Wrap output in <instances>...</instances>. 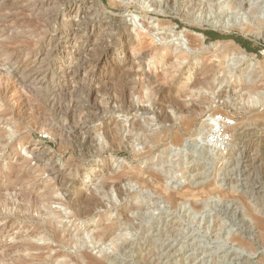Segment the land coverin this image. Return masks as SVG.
<instances>
[{"label": "rangeland", "instance_id": "374dc122", "mask_svg": "<svg viewBox=\"0 0 264 264\" xmlns=\"http://www.w3.org/2000/svg\"><path fill=\"white\" fill-rule=\"evenodd\" d=\"M123 1L0 0V42L10 50V58L0 55V264L29 256L19 252L25 242L49 246L44 260L55 258L51 264H88L84 252L100 264H264V230L258 223L264 220V0ZM148 4L155 6L145 14ZM87 23L82 36L89 51L74 62L75 44L84 41L65 37ZM197 26L245 36L253 51L243 50L244 61L232 50L233 40L207 36L195 51L188 50L182 65L155 55L152 46L145 57L136 51L137 34H148L147 41L151 36L154 47L187 48L185 37L205 35ZM124 40L134 43L130 54L120 50ZM130 55L134 66L128 64ZM124 97L125 112L107 102ZM208 111L232 123L223 159L212 143L194 136ZM190 117L193 123L184 128L182 120ZM134 121L142 130L134 128ZM104 124L107 131L122 127L121 145L99 136ZM154 135L160 140L148 146ZM38 142L41 151L33 155ZM8 174L14 176L7 180ZM49 189L51 208L69 216L61 220L58 234L45 223L24 221L21 211L25 195L42 206ZM93 198L101 205L85 216L95 205ZM4 202L10 210L3 211ZM75 213L83 214L71 218ZM108 226L113 239L97 240L81 251L61 239L64 232L70 238L79 229L97 235ZM38 228L42 235L35 237ZM229 233L231 241L225 243Z\"/></svg>", "mask_w": 264, "mask_h": 264}, {"label": "bare ground", "instance_id": "6f19581e", "mask_svg": "<svg viewBox=\"0 0 264 264\" xmlns=\"http://www.w3.org/2000/svg\"><path fill=\"white\" fill-rule=\"evenodd\" d=\"M123 0H119L118 2H116V0H114V2H113V5H115V4H119V5H121V4H123ZM156 2V1H155ZM242 2H243V0H242ZM100 2H98L97 4H98V7H100L101 5L99 4ZM142 3V2H141ZM151 4V3H150ZM150 4H148L146 7H145V11L146 12H144V10H143V12L145 13V14H149L150 12H152L153 11V9H152V7H154L155 5H150ZM119 5H118V7H119ZM150 5V6H149ZM132 5H130V7H131ZM158 6V5H157ZM238 6V5H237ZM128 7V6H127ZM133 7V6H132ZM97 8V7H96ZM144 8V7H143ZM224 9V8H223ZM223 9H222V11H223ZM157 11V10H156ZM70 13V12H69ZM73 13L71 12V15H72ZM79 14V11H76L75 12V15L77 16ZM74 15V14H73ZM72 15V16H73ZM104 16V15H103ZM147 16V15H146ZM74 17V16H73ZM83 17V16H82ZM55 19V18H54ZM81 20L83 21V18H81ZM56 23V22H55ZM113 23V22H112ZM112 23H111V25H112ZM119 23V22H118ZM64 24V23H63ZM114 24V23H113ZM120 24V23H119ZM122 24V23H121ZM83 25H85V24H83ZM146 25V24H145ZM168 25V24H167ZM88 23L85 25V27H82V25H78V30H74V29H72V30H70L71 31V34H67L66 35V37L65 38H71V41L72 40H83L84 42H83V44L82 45H78V44H75L76 46H75V48H76V51H77V54H76V56L75 57H71V59H73L74 60V62L76 61V60H79V59H82V57H83V55L85 54V52H86V49L88 50L89 48V43H88V39L87 38H85V36H82L83 34H87V30H88ZM113 27V26H112ZM169 27V26H168ZM172 27V26H171ZM175 27V26H174ZM197 27H199V28H201L200 26H197ZM159 28V27H158ZM160 28H161V30H166L167 29V26L165 27V25L164 26H160ZM114 29L115 30H120V28L117 26V24H114ZM122 29H124V28H122ZM81 30V31H80ZM91 30V29H90ZM157 30H159V29H157ZM173 30V29H172ZM69 30H67V31H65V32H63V34H65L66 32H70ZM134 31H136V30H134ZM116 32V31H115ZM133 32V31H132ZM194 31H192V32H190V34H192ZM80 33H81V35H80ZM93 33H95L96 34V31L95 30H93ZM99 33V32H98ZM97 33V34H98ZM128 35H129V37H131L132 36V34L133 33H131V31H130V29H128ZM144 33V32H143ZM150 33V32H149ZM189 33V32H188ZM189 34V35H190ZM196 34V33H195ZM138 35V37L140 38V42H139V45H138V47H136V51H139L141 54H143L142 56H144L145 57V54H147V52L146 51H148V50H150L151 49V46H152V52H154V54L155 55H167V57H168V61H173V60H175V62H176V64H179V65H182V64H184V62L186 61V60H188L187 58H188V56H187V54H188V50H190V51H195V48H197L198 47V43L199 44H202L203 43V38H202V36H200V35H197V39L196 40H190V38L189 37H185L186 38V42H187V48H184L183 46H181V47H177V48H175V49H171L170 48V46H166V47H154V44H155V42L152 40V37L151 36H149L150 37V40H148L147 41V39L145 40V38L147 37V35L148 34H146V35H144V34H137ZM64 36V35H63ZM170 36V35H169ZM128 39V38H127ZM130 39V38H129ZM122 41V40H121ZM149 41H150V43H149ZM20 42V41H19ZM19 42H15L13 45H14V47H15V45L18 43L19 44ZM78 43V42H77ZM21 44V43H20ZM121 44V43H120ZM35 45V44H34ZM91 45V44H90ZM218 45V43H215V44H213V46H217ZM18 46V45H17ZM107 46V45H106ZM122 46V47H121ZM121 48H120V50L121 51H123L125 54L126 53H129L130 54V52H128L129 50H131L133 47H134V43H133V41H129V40H124L123 42H122V44H121ZM27 47V46H26ZM154 47V48H153ZM34 48V47H33ZM93 48V47H92ZM95 49V48H94ZM100 49V48H99ZM101 49H103V48H101ZM9 50V48H7V46H6V44L4 43V42H0V55L1 56H7V55H9V58H10V54H8V52L10 51H8ZM16 51H20L19 49H15ZM170 50V51H169ZM230 50V49H229ZM232 50L233 51H235V52H238V54L239 55H241L245 60L244 61H246V59H247V54L243 51V50H241L239 47H237V46H235V45H233L232 46ZM50 51V50H49ZM89 51V50H88ZM91 51V50H90ZM103 51H105V50H103ZM15 52V51H14ZM11 53V52H10ZM17 53H19V52H17ZM42 53V52H41ZM76 53V52H75ZM43 54V53H42ZM20 55V54H19ZM59 55H60V53H59ZM88 55H90V54H88ZM72 56V55H71ZM92 56V55H91ZM96 56H98V55H96ZM100 56V55H99ZM98 56V57H99ZM28 57V56H27ZM45 57H46V54H45ZM87 57V56H86ZM105 57H107V60H109V57L110 56H108V53H106V55H104V58ZM138 57V56H137ZM62 58V57H61ZM85 58V57H84ZM135 58V57H134ZM134 58H132V56L130 55L129 56V58L127 59L128 60V64H131L132 66H134L135 65V62H136V60L134 59ZM47 59V58H46ZM98 59H100V57L98 58ZM140 59V58H139ZM83 60V59H82ZM106 60V61H107ZM138 60V59H137ZM144 60V59H143ZM143 60H141V61H143ZM26 61V60H25ZM85 61V60H84ZM97 61V60H96ZM145 61V60H144ZM171 61V62H172ZM79 62V61H78ZM138 62H139V60H138ZM92 63V62H91ZM168 63V62H167ZM166 63V64H167ZM170 63V62H169ZM168 63V64H169ZM46 64V63H45ZM79 64H80V62H79ZM82 64V63H81ZM86 64V63H85ZM96 65V64H95ZM40 66V65H39ZM91 66V65H90ZM126 66V65H125ZM86 67V66H85ZM88 67V66H87ZM107 67V66H106ZM110 67V66H109ZM91 68V67H90ZM102 68V67H101ZM129 68V67H128ZM65 69V68H64ZM79 69V68H78ZM103 69V68H102ZM114 69V68H113ZM132 69V68H131ZM61 70V69H60ZM134 70V69H133ZM135 71V70H134ZM3 72V71H2ZM33 72V71H32ZM63 72V71H62ZM137 72V71H136ZM28 73V72H27ZM76 73V72H75ZM115 73V72H114ZM113 74V73H112ZM126 74V73H125ZM153 74V73H152ZM37 75V74H36ZM73 75H75L74 73H73ZM120 75H121V72H120ZM29 76V75H28ZM64 76H67V75H64ZM72 76V75H71ZM20 77V76H19ZM61 77V76H60ZM145 77H146V75H145ZM34 78H35V76H34ZM74 78V77H73ZM72 77L70 78L71 80V82L73 81L72 79H73ZM119 78V77H118ZM153 78V77H152ZM24 79V78H23ZM122 80H124V79H122ZM36 81V80H35ZM21 83V82H20ZM36 83V82H35ZM122 85V84H121ZM124 85V84H123ZM19 87V86H18ZM40 87H41V85H40ZM195 87V86H194ZM25 88V87H24ZM123 88V87H122ZM125 88H126V90L128 89L126 86H125ZM22 89V88H21ZM52 89V88H51ZM61 89V88H60ZM48 90V89H47ZM104 90V89H103ZM102 90V91H103ZM51 91H53V90H51ZM47 92V91H46ZM54 92V91H53ZM57 92V91H56ZM101 92V91H100ZM120 92V91H119ZM124 92H125V90H124ZM129 92V90H127V92H126V94ZM155 92V91H154ZM42 93V92H41ZM53 94V93H52ZM60 94V93H59ZM114 94V93H113ZM122 94V93H121ZM54 96H55V94H53ZM52 95V96H53ZM63 95V94H62ZM103 95H105V94H103ZM58 96V95H57ZM109 96V95H108ZM112 96V95H111ZM121 96V95H120ZM136 96V95H135ZM113 97V96H112ZM115 97V96H114ZM113 97V98H114ZM129 97V96H128ZM53 98V97H52ZM46 99V98H45ZM130 99V98H129ZM52 100V99H51ZM207 100V99H206ZM205 100V101H206ZM107 101V100H106ZM105 101V102H106ZM107 102H110L111 104H114L118 109H120L121 111H123V112H125V111H127V107L129 106L128 105V99L127 98H125L124 97V99H112V98H110V99H108V101ZM134 102V101H133ZM132 102V103H133ZM169 102V101H168ZM165 103V102H164ZM174 103H175V101H174ZM177 103V102H176ZM105 105H107V103H104ZM172 105H173V103H171ZM130 105H131V103H130ZM178 105H180V104H178ZM132 106L133 105H131V108H132ZM136 106V105H135ZM153 106V105H152ZM177 106V105H176ZM154 107V106H153ZM180 107V106H179ZM101 108V107H100ZM105 108V107H104ZM104 108H103V110H104ZM111 108H112V106H111ZM135 108H137V107H135ZM181 109H183L182 107H180ZM195 108V107H194ZM107 109V108H106ZM159 109L161 110V108H159L158 107V111H159ZM178 109V108H177ZM188 109V108H187ZM102 110V109H101ZM100 110V111H101ZM183 110H185V109H183ZM198 110V109H197ZM131 111V110H130ZM129 111V112H130ZM135 111V110H134ZM140 111H141V108H140ZM144 111H145V109H144ZM179 112L181 113V110H179ZM185 112H187V111H185ZM163 113V112H162ZM177 113H178V111H177ZM184 113V112H183ZM198 113V112H197ZM3 114V113H2ZM5 114V113H4ZM98 114V113H97ZM101 114V113H100ZM163 114H165V113H163ZM96 116V115H95ZM183 117V116H182ZM96 118V117H95ZM101 118V117H100ZM168 118V117H167ZM180 118V117H179ZM195 117H190V118H187V119H185V120H182V124H183V127L184 128H189L190 126H191V124L193 123V119H194ZM162 119V118H161ZM160 119V120H161ZM0 120H2V118L0 117ZM96 121V120H95ZM94 121V122H95ZM108 122V121H107ZM135 122V124H134V128L136 129V130H138V131H140V130H142V128H141V125H139V124H137L136 122L137 121H134ZM103 124V123H102ZM217 124V114L215 113V112H210V111H208L207 113H205L202 117H201V123H200V126H199V128H197L195 131H194V136H196L197 138L196 139H199L200 141H202V142H204V143H206V145H207V143L208 144H210L211 145V140L209 139L210 138V135H211V133L213 132V129H214V126ZM182 126V125H181ZM104 130H103V134H100L99 133V136L100 137H102V135L104 136V137H106V139L108 138V141H110L112 144H114V146L116 145L115 143H119V145H121L122 144V141H124L123 139H124V137H125V135H124V132H123V129H122V127L121 126H116V129H110V130H112V132L111 133H109L108 134V132H110V130L109 131H107L108 129H109V127L106 125V124H104ZM58 130V129H57ZM57 130H55L54 129V127H52V128H50V132H52V136L54 135V136H56V134L58 133L57 132ZM73 131V130H72ZM60 132V131H59ZM54 133H56V134H54ZM48 134V133H47ZM254 136H256V135H254ZM57 137V136H56ZM160 138H161V135H154V136H151V137H149V141L147 142L148 144V146L149 145H151V144H153V143H155L156 141H158V140H160ZM2 139V138H1ZM4 139V138H3ZM2 139V140H3ZM168 140V139H167ZM174 140V139H173ZM132 140H128V142L126 143V145H127V147H129L130 145H132V142H131ZM175 141L177 142V143H179V142H181V135L180 134H176L175 135ZM175 141H173V142H175ZM27 144V143H26ZM40 144H42V142H38L37 144H35L36 146H35V148L31 151V153L34 155V154H36L41 148L39 147V145ZM110 144V143H109ZM176 144V143H175ZM215 144V145H214ZM214 144H212L211 146H214V153H216V155L218 156V157H222L223 155H225V153H224V151H225V149H226V147L224 148V149H222L223 148V146H225V143H214ZM4 145V144H3ZM209 145V146H210ZM219 145V146H218ZM118 146V145H117ZM147 146V147H148ZM26 147V145L24 146V148ZM131 148H132V146H131ZM104 148H102V150H103ZM119 149V148H118ZM147 149V148H146ZM107 150V149H106ZM131 150V149H130ZM148 150V149H147ZM41 151V150H40ZM101 151V150H100ZM132 151V150H131ZM249 151V150H248ZM147 152V151H146ZM151 152V151H150ZM43 153V152H42ZM36 155H38V154H36ZM40 155V154H39ZM42 155V154H41ZM143 155H145V153L143 154ZM215 155V156H216ZM137 157H138V154L136 155ZM44 157V156H43ZM141 157V156H140ZM143 157V156H142ZM42 158V157H41ZM141 159V158H140ZM222 159H223V157H222ZM50 163V162H49ZM44 164V163H43ZM39 165V164H38ZM19 168H20V166H19ZM50 168H51V166H50ZM16 169V168H15ZM18 169V168H17ZM16 169V170H17ZM36 169V168H35ZM43 169V168H42ZM47 169V168H46ZM46 169H44V171L46 170ZM51 169H53V168H51ZM8 170V169H7ZM38 170V169H37ZM57 170V169H56ZM143 170V169H142ZM152 170V169H151ZM10 171V170H9ZM11 171H13L12 169H11ZM58 171V170H57ZM145 171V172H144ZM150 172V173H147V172ZM148 171H146V169H144L143 170V172L142 173H146V174H151L150 176H154V175H152V174H155L154 172L155 171H150V170H148ZM14 172V171H13ZM39 172H41V171H39ZM19 173V172H18ZM31 173V172H30ZM94 173V172H93ZM49 174H50V172H49ZM133 174V173H132ZM158 174V173H157ZM134 175V174H133ZM133 175H131V176H133ZM139 175V174H138ZM11 176H14V174H8V178H7V180H10L11 179ZM24 176V175H23ZM160 176V175H159ZM17 177V176H16ZM29 177V176H28ZM134 177V176H133ZM13 178V177H12ZM24 178H26V177H24ZM157 178V177H156ZM155 178V179H156ZM5 179V178H4ZM15 179V178H14ZM27 180L28 179H30V177L29 178H26ZM32 179V178H31ZM59 179V178H58ZM57 179V180H58ZM136 179V178H135ZM135 179H134V182H135ZM139 179V178H138ZM3 180V179H2ZM18 180V179H17ZM21 180H23V179H21ZM20 180V181H21ZM137 180V179H136ZM158 180V179H157ZM13 181V180H12ZM54 181V180H53ZM159 182H160V178H159V180H158ZM59 182V181H58ZM132 182V181H131ZM139 182V181H138ZM21 183V182H20ZM67 183V182H66ZM146 183V182H145ZM19 184V183H18ZM63 184V183H62ZM12 186V185H11ZM7 187V186H6ZM105 187V186H104ZM117 188H118V186H117ZM121 188V187H120ZM160 188L161 189H163V186L161 187L160 186ZM9 189V188H8ZM107 189V188H106ZM110 189V188H109ZM32 190H34V189H32ZM118 190H119V188H118ZM117 190V191H118ZM164 190V189H163ZM13 191V190H12ZM116 191V190H115ZM116 191V192H117ZM161 191V190H160ZM166 190H164V192H165ZM2 192V191H1ZM14 192V191H13ZM12 192V193H13ZM121 192V191H120ZM179 192V191H178ZM19 192H17V194H18ZM22 192L20 191V194H21ZM52 193V190L51 189H49L48 191H47V193H46V195L45 196H43V205L41 206L39 203H37L33 198H31L30 196H27V195H25L24 196V201L23 200H21V201H23V202H26V206H22V209H21V206H20V209H21V211H23V209H24V216H23V220L24 221H28V223L30 222V221H35V222H39V223H45L46 224V226H48L47 228H49V229H51V230H54L55 231V233H57V230H58V225L59 224H61V220L62 219H67L69 216H68V214H65V215H63L62 213H60V212H57V211H55V210H53L52 208H53V206H52V208H51V206H50V200L51 199H49V196H50V194ZM119 192H117V194H118ZM16 194V195H17ZM23 194V193H22ZM176 194V193H175ZM120 195V194H119ZM177 195V194H176ZM178 195H180V194H178ZM20 196V195H19ZM22 196V195H21ZM20 196V197H21ZM42 196V195H41ZM170 196H172V195H170ZM175 196V195H174ZM183 196V195H182ZM17 197H18V195H17ZM19 197V198H20ZM120 197V196H119ZM16 198V197H15ZM19 198H18V200H19ZM168 198V197H167ZM69 199V198H68ZM16 200V199H15ZM87 200V199H86ZM173 199H171V202H173L172 201ZM4 201V200H3ZM7 200H5V202H6ZM89 201H91V200H89ZM93 201H94V203H95V205H93V208L92 209H88L87 211H85L86 213H84V215L85 216H89V215H91V212H93L95 209H97V207H99L101 204H100V202H99V199L98 198H93ZM5 202L3 203V211H8V210H10V208H9V204H5ZM54 202V201H53ZM92 202V201H91ZM142 202V201H141ZM174 202H175V200H174ZM20 204L22 203V202H19ZM18 203V204H19ZM80 203V202H79ZM78 203V204H79ZM12 204V203H11ZM16 204V203H15ZM70 204V203H69ZM91 204H93V203H91ZM142 204H143V202H142ZM71 205V204H70ZM74 205V204H73ZM72 205V206H73ZM86 205V204H85ZM18 206V205H17ZM67 206V205H66ZM78 206V205H77ZM82 206H84V205H82L81 204V207ZM87 206V205H86ZM89 206V205H88ZM73 207H75V205L73 206ZM15 208V207H14ZM19 208V207H18ZM179 208V207H178ZM75 209V211H76V207L74 208ZM87 209V208H86ZM15 210V209H14ZM71 210V209H70ZM73 210V209H72ZM79 210V209H78ZM3 211H1V212H3ZM13 211V210H12ZM74 211V210H73ZM81 211H83V210H80V212ZM36 212L37 214H38V217L37 218H33V214ZM68 212V211H67ZM7 213V212H6ZM11 213V212H10ZM36 213L34 214V215H36ZM12 214V213H11ZM14 214H16V213H14ZM83 214V213H82ZM81 213H75L74 214V216L71 214V218L72 217H78V216H81L82 215ZM20 216V215H19ZM11 218V217H10ZM22 218V217H21ZM70 220V219H69ZM22 221V220H21ZM72 221V220H71ZM126 221V220H125ZM70 223V222H69ZM259 223V225H260V227L264 230V220H261V221H259L258 222ZM34 225V224H33ZM101 229V228H100ZM61 230V229H60ZM51 232V231H50ZM70 233V232H69ZM111 233H112V226H108V227H106L101 233H98L97 235L95 234V235H93V234H91V233H89V232H86V231H84V232H82V229H79L78 230V235H76V236H74V237H72V238H70L69 237V235H68V233H66V232H64V236H65V238L63 237V238H61L62 239V241L66 244V246H70L72 249L73 248H76L78 251H81V248H83V247H85V246H87V245H89V244H93L94 245V243L96 244V241L98 240V241H101V240H104V239H108L109 237H111ZM32 234V233H31ZM58 234V233H57ZM33 235L35 236V237H37V236H40V235H42V231L38 228L36 231H34L33 232ZM32 235V236H33ZM53 235V234H52ZM145 236V235H144ZM231 236H232V234L231 233H229L228 234V236H227V238H226V240H225V243H228V242H230L231 241ZM43 237V236H42ZM57 237H58V235H57ZM104 237H106V238H104ZM33 238V237H32ZM59 238V237H58ZM112 238V237H111ZM114 238H115V236H114ZM53 239V238H52ZM113 239V238H112ZM24 240V239H23ZM59 240V239H58ZM164 240V239H163ZM52 241V240H51ZM98 241H97V243H98ZM115 241V240H114ZM108 242V241H107ZM141 242V241H140ZM234 242V241H233ZM112 243V242H111ZM154 243V242H153ZM105 244V243H104ZM241 245V244H240ZM244 245V244H243ZM243 245H241V247H243ZM247 245V244H246ZM251 247V246H250ZM19 248V252H20V254L21 253H26V255H27V253H30V255L29 256H25L24 254H23V257H19L18 259H14L15 261L13 262V264H51L52 262H55V258H51L52 260H50V261H52V262H50V261H48V260H44V252L46 253V251L47 250H49V246H45V247H43V248H37V247H35L34 245H32V244H29L28 242H25L24 244H22L20 247H18ZM68 248V247H67ZM244 248V247H243ZM50 249H52V248H50ZM247 249V248H246ZM54 250V249H53ZM34 251H37V252H40V254H31V252H34ZM16 252V251H15ZM19 252H17V253H19ZM11 253V252H10ZM14 253V252H13ZM87 254V253H86ZM85 254V252L84 253H82V256L84 257V259H87L86 260V262L89 260L90 262L89 263H91V264H100V261H98V262H96V261H93V260H91V258L89 259V254L88 255H86ZM146 254V253H145ZM25 256V257H24ZM65 256V255H64ZM63 256V257H64ZM76 256V255H75ZM6 257V256H5ZM15 257V256H14ZM17 257V256H16ZM143 257V256H142ZM141 257V258H142ZM9 258V257H8ZM145 258H147V257H145ZM3 259V258H2ZM11 259V258H10ZM83 259V258H82ZM76 260V259H75ZM74 260V261H75ZM2 261H4V259L2 260ZM2 261H1V263H2ZM9 261V260H8ZM73 261V262H74ZM149 261V260H148ZM150 262V261H149ZM7 263V262H6ZM5 263V264H6ZM88 263V262H87ZM88 263V264H89ZM8 264V263H7ZM63 264H65V263H63ZM156 264V263H155Z\"/></svg>", "mask_w": 264, "mask_h": 264}, {"label": "built area", "instance_id": "2783aa9c", "mask_svg": "<svg viewBox=\"0 0 264 264\" xmlns=\"http://www.w3.org/2000/svg\"><path fill=\"white\" fill-rule=\"evenodd\" d=\"M232 125L231 122L222 116H217V124L214 126L213 132L210 135V140L213 143H226L229 146L230 136L228 135V129Z\"/></svg>", "mask_w": 264, "mask_h": 264}, {"label": "trees", "instance_id": "16d2710c", "mask_svg": "<svg viewBox=\"0 0 264 264\" xmlns=\"http://www.w3.org/2000/svg\"><path fill=\"white\" fill-rule=\"evenodd\" d=\"M207 37L213 39V40H219V39H232L234 41H236L238 44H240L244 49L247 50V52L253 51L252 48V42L243 39L242 37H238V36H232V35H228V36H223L220 35L218 33H215L213 31H205L203 32Z\"/></svg>", "mask_w": 264, "mask_h": 264}, {"label": "water", "instance_id": "95a60500", "mask_svg": "<svg viewBox=\"0 0 264 264\" xmlns=\"http://www.w3.org/2000/svg\"><path fill=\"white\" fill-rule=\"evenodd\" d=\"M201 30H204V28H200ZM204 31H206V30H204ZM213 32H215V33H218L216 30H212ZM200 36H206V35H201L200 34ZM238 37H242L243 39H245V40H248V41H252V40H250L249 38H247V37H245V36H238ZM209 38V37H208ZM232 40V39H231ZM234 41V40H233ZM234 43L239 47V48H241L242 50H245L246 52H247V50L246 49H244L240 44H238L236 41H234Z\"/></svg>", "mask_w": 264, "mask_h": 264}]
</instances>
